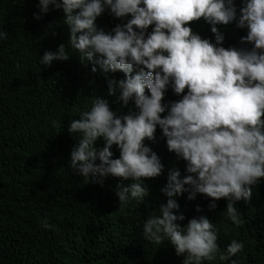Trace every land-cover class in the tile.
<instances>
[{
	"label": "clouds",
	"instance_id": "clouds-1",
	"mask_svg": "<svg viewBox=\"0 0 264 264\" xmlns=\"http://www.w3.org/2000/svg\"><path fill=\"white\" fill-rule=\"evenodd\" d=\"M50 6L62 11L67 45L82 63H91L93 73L97 66L103 73H123L118 82L107 80L108 94L118 92L123 105L132 101L135 106L118 115L106 99L93 97L91 106L68 125L77 140L69 167L99 183L107 176L129 181L118 184L115 194L120 206L138 204L148 195L144 181L163 168L145 143L155 140L158 127L167 150L185 162V174L169 170L160 189L167 200L143 221V236L151 244L170 243L177 255L183 254V264L216 260L217 228L204 215L178 223L185 217L176 197L187 193L193 200L203 194L211 198L209 210L224 198L227 219L237 227L244 224L235 204L242 198L247 202L264 178V0H240L239 9L235 0H38L34 19H42ZM106 10L122 21L110 31L95 23ZM201 18L214 40L190 27L189 22ZM233 22L246 35L240 38L242 46L225 48L217 25ZM6 38L0 31V40ZM69 56L60 44L55 52L45 51L39 64L50 66ZM169 89L180 97L177 101L163 102ZM41 227L52 225L45 218ZM243 246L232 239L219 259L229 260Z\"/></svg>",
	"mask_w": 264,
	"mask_h": 264
},
{
	"label": "trees",
	"instance_id": "trees-1",
	"mask_svg": "<svg viewBox=\"0 0 264 264\" xmlns=\"http://www.w3.org/2000/svg\"><path fill=\"white\" fill-rule=\"evenodd\" d=\"M235 3L239 9L240 0ZM37 4L38 0H0V31L7 33L6 40H0V264H183V254L177 255L170 243L151 244L143 236V221L167 200L160 189L169 170L185 174V162L167 150L158 127L155 140L145 143L163 168L160 175L144 181L148 195L138 204L120 206L115 194L118 184L123 187L129 181L107 176L99 183L69 167L77 140L68 125L91 106L93 97L106 99L118 115L135 106L132 101L123 105L118 92L108 94L107 80L118 82L123 73H103L98 66L93 73V65L82 63L67 45L69 31L62 11L50 6L37 21L33 17ZM95 23L110 31L122 21L106 10ZM189 25L202 38L214 40L202 18ZM217 28L224 36L222 46H242L246 29L235 22ZM60 44L66 45L68 60L39 64L45 51L55 52ZM179 98L169 89L163 102ZM96 146L103 147V141ZM111 151L113 158L119 156L115 145ZM176 200L185 217L178 222L182 226L204 215L217 228L220 253L204 264H264V178L253 186L247 202L243 198L236 202L244 220L239 227L227 219L224 198L215 201L214 210L208 209L211 198L203 194L188 200L182 193ZM45 218L50 229L41 227ZM232 239L244 246L221 261L219 255Z\"/></svg>",
	"mask_w": 264,
	"mask_h": 264
}]
</instances>
